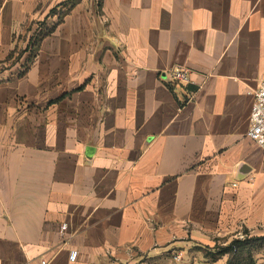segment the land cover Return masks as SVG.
Masks as SVG:
<instances>
[{
	"label": "crops",
	"instance_id": "0c3cea01",
	"mask_svg": "<svg viewBox=\"0 0 264 264\" xmlns=\"http://www.w3.org/2000/svg\"><path fill=\"white\" fill-rule=\"evenodd\" d=\"M263 80L264 0H0V264H228L264 236Z\"/></svg>",
	"mask_w": 264,
	"mask_h": 264
},
{
	"label": "built area",
	"instance_id": "2783aa9c",
	"mask_svg": "<svg viewBox=\"0 0 264 264\" xmlns=\"http://www.w3.org/2000/svg\"><path fill=\"white\" fill-rule=\"evenodd\" d=\"M168 75L169 79L177 84L191 83L190 71L185 67L173 66L168 71ZM252 96L253 102L249 113L246 137L264 151V80L259 84ZM60 229L65 230L66 224H62ZM70 257L71 260H74L76 253L73 252ZM177 258V256L174 257V260Z\"/></svg>",
	"mask_w": 264,
	"mask_h": 264
},
{
	"label": "trees",
	"instance_id": "16d2710c",
	"mask_svg": "<svg viewBox=\"0 0 264 264\" xmlns=\"http://www.w3.org/2000/svg\"><path fill=\"white\" fill-rule=\"evenodd\" d=\"M54 10L50 11V15L53 14ZM53 29L50 28L46 31L45 29L39 33L35 38H31L28 44L27 49L33 53L34 48L37 47L41 38L44 35H47ZM264 245V236L260 237H244L242 240L236 239L232 241L230 244L223 248H219V250L215 252H207L206 257L210 259H215L218 256L228 254L229 260L228 264H254V260L252 258V254L257 246Z\"/></svg>",
	"mask_w": 264,
	"mask_h": 264
},
{
	"label": "rangeland",
	"instance_id": "374dc122",
	"mask_svg": "<svg viewBox=\"0 0 264 264\" xmlns=\"http://www.w3.org/2000/svg\"><path fill=\"white\" fill-rule=\"evenodd\" d=\"M51 27H52V25L46 26V27H45V30H44V28H43V30H44L45 33H46V31H47L48 29H50ZM43 30H42V31H43ZM35 36H37V34L34 33L33 36H32L31 38H35ZM44 36H46V35H44ZM44 36H43V37H44ZM43 37H42V38H43ZM42 38H41V39H42ZM40 41H41V40H40ZM21 69H22V68H21ZM19 73H21V72H19ZM254 252H258V253H263V254H264V245H262V246H257V247L255 248Z\"/></svg>",
	"mask_w": 264,
	"mask_h": 264
}]
</instances>
